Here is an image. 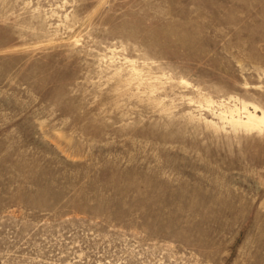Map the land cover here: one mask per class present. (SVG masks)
<instances>
[{"label": "rangeland", "instance_id": "obj_1", "mask_svg": "<svg viewBox=\"0 0 264 264\" xmlns=\"http://www.w3.org/2000/svg\"><path fill=\"white\" fill-rule=\"evenodd\" d=\"M0 264H264V0H0Z\"/></svg>", "mask_w": 264, "mask_h": 264}]
</instances>
